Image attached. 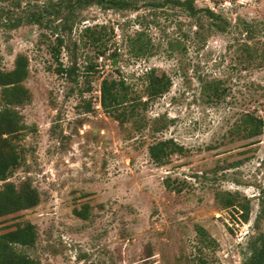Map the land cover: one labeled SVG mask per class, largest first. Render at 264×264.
<instances>
[{
    "label": "rangeland",
    "instance_id": "374dc122",
    "mask_svg": "<svg viewBox=\"0 0 264 264\" xmlns=\"http://www.w3.org/2000/svg\"><path fill=\"white\" fill-rule=\"evenodd\" d=\"M130 1L115 11L0 0V69L26 57L30 96L17 108L22 162L5 182H28L38 195L1 217L0 233L32 224L35 243L21 250L35 264H243L255 224L264 226V0L193 1L226 28L171 3ZM59 65L73 74L59 75ZM152 69L170 79L168 92L139 112L140 130L119 126L99 106L100 82L122 80L142 97ZM214 82L217 95L206 86ZM244 113L262 120L260 136L236 132ZM167 139L184 154L156 165L147 149ZM223 193L248 203L246 222L217 204Z\"/></svg>",
    "mask_w": 264,
    "mask_h": 264
},
{
    "label": "trees",
    "instance_id": "16d2710c",
    "mask_svg": "<svg viewBox=\"0 0 264 264\" xmlns=\"http://www.w3.org/2000/svg\"><path fill=\"white\" fill-rule=\"evenodd\" d=\"M71 8L80 9L96 5L102 9H112L115 11L130 10L134 7L130 0H69ZM194 0L171 1L159 0L152 2L151 5L173 4L182 10L187 17L199 21L198 13H204L209 18V27L226 28L224 20L210 12L209 10H198L193 6ZM55 10V13H60ZM40 15L36 18L31 17L30 21L38 23ZM16 24H12L11 27ZM196 28H203L202 24L196 23ZM100 28H105L101 26ZM242 28L250 26L242 25ZM88 31V30H86ZM57 45L51 48L55 60L59 56L60 47L63 44L61 38L56 37ZM247 57L256 56L254 50L248 47L244 48ZM98 54L103 55L102 52ZM59 75H65L68 78L73 74L72 68H61L59 65L56 70ZM28 75V62L26 57L17 55L13 62L11 70L3 71L0 69V182H4L0 187V218L12 215L20 211L30 209L38 203V195L31 188L28 182H22L15 187L9 182H5L13 170L22 162V156L17 146L21 131L24 125L21 121L17 108L22 107L29 101V93L23 87L22 82ZM144 86L142 97L129 88L122 80L103 79L99 86V106L102 111L108 114L117 122L119 126L125 123L133 125L135 130H140L144 121L139 116L140 111H144L147 104L167 93L170 86V79L164 74H157L155 70H149L143 75ZM213 95H217L219 86L217 82L206 85ZM205 87V86H204ZM144 98V99H143ZM237 133H242L243 139H252L262 133V120L252 113H244L239 124L235 126ZM148 155L156 165H164L169 161L171 155H183L184 149L172 139L160 140L148 147ZM165 187L170 188L168 181H165ZM178 191V190H176ZM237 195L230 193L216 194L215 200L219 206L224 209H236L241 211L240 217L243 222L248 219L249 207L245 202H237ZM77 216L84 217L81 210L75 212ZM257 233L247 246L248 257L243 264H264V226L260 230L255 224ZM36 240L35 228L30 223L15 225L7 232L0 233V264H35L34 261L26 255L21 248L32 247Z\"/></svg>",
    "mask_w": 264,
    "mask_h": 264
}]
</instances>
